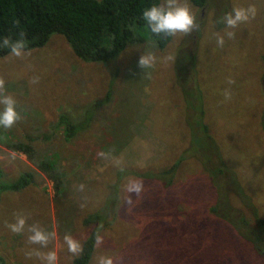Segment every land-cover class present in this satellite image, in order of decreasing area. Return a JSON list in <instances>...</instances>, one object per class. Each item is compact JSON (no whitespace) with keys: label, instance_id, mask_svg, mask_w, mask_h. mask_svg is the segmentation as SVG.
<instances>
[{"label":"rangeland","instance_id":"374dc122","mask_svg":"<svg viewBox=\"0 0 264 264\" xmlns=\"http://www.w3.org/2000/svg\"><path fill=\"white\" fill-rule=\"evenodd\" d=\"M249 5L256 6L255 18L229 29L234 38L225 37L219 47V18ZM192 10L199 30L177 34L163 50L142 32L144 39L118 58L84 62L63 37L52 35L44 47L25 50L20 58L0 57L5 91L17 100L22 117L12 128L0 127V141L36 138L31 145L65 174L56 198L52 182L0 142L6 179L34 173L25 190L0 198V264H47L36 252L51 250L57 264H69L75 255L68 252L65 234L80 243L85 239L91 228L83 220L102 206L119 169L163 171L181 155L167 187L150 175L124 173L117 216L99 232L104 244L94 248L90 264L102 255L113 264H264V245L254 251L228 220L218 218L220 211L211 212L227 207L224 212L237 221L249 217L251 204L264 220V0H207ZM144 51L157 57L145 72L138 67ZM60 115L83 126L69 142L58 125ZM220 168L224 176L214 173ZM137 184L139 193L129 191ZM18 215L26 218L19 234L7 227ZM33 225L52 234L47 247L29 243Z\"/></svg>","mask_w":264,"mask_h":264},{"label":"trees","instance_id":"16d2710c","mask_svg":"<svg viewBox=\"0 0 264 264\" xmlns=\"http://www.w3.org/2000/svg\"><path fill=\"white\" fill-rule=\"evenodd\" d=\"M189 1L195 8H203L207 2V0ZM159 3L161 0H0V45L3 44V38L10 37L15 40L23 33L28 42L25 50L37 49L44 47L50 36L59 35L70 45L71 51L79 60L106 62L118 58L129 44L142 41L144 36L141 34L145 32L147 39H150L158 50H163L173 37H156L141 18L145 8ZM9 53L8 49L0 48V57ZM199 118L203 120L201 114H198L197 120ZM66 120V115H60L58 125L63 126L61 128L64 140L69 142L82 131L83 126ZM198 129L207 135V141L211 140L207 126L199 124ZM26 139L28 142H14L5 136L0 142L8 150L24 155L52 182L55 197H60L63 192L64 172L56 161L39 153L31 145L30 142L36 138L26 137ZM211 142L216 145L215 141L208 143L211 144ZM199 144L202 149L203 143L199 142ZM181 156L176 163L163 171L119 169L102 206L85 216L83 224L89 226L91 230L81 242L83 244L82 254L73 257L69 264H90L96 247L93 234L97 231L99 233L110 223L111 219L114 221L116 218L120 202L119 182L126 171L139 178L150 175V180L160 182L167 187L171 184L176 167L182 160L183 156ZM214 173L219 176L223 175L221 168ZM33 181L34 173L31 170L23 172L16 179L8 180L3 169L0 168V198L6 192L16 193L25 190ZM231 184H235V181L231 180ZM215 190L219 201L224 202L220 198L223 190L216 185ZM224 191L225 194L228 192V190ZM226 208L221 210V208L213 207L211 212L218 214L220 211V215L218 214L220 220H228L234 231L254 251L261 250L264 245V232L259 230L264 228V220L259 216V211L250 204V207H243L247 209L249 217L240 215L239 219L234 221L230 219L227 212H224ZM253 230H258L261 234L256 235V238L252 240L246 239V236Z\"/></svg>","mask_w":264,"mask_h":264},{"label":"clouds","instance_id":"9594fccd","mask_svg":"<svg viewBox=\"0 0 264 264\" xmlns=\"http://www.w3.org/2000/svg\"><path fill=\"white\" fill-rule=\"evenodd\" d=\"M257 13L255 5H249L248 7H233L231 11L225 12L217 21L219 24L224 25V34L219 32L214 33L216 44L219 47H223L225 44V37L232 39L235 36V30L242 23L248 22L250 19H254ZM141 18L145 21L146 25L150 29L151 33L156 37H175L177 34L189 35L195 31H198L200 24L197 20V14L192 10V5L189 0H163L162 3L153 4L147 7L142 12ZM3 44L0 48H6L10 51L13 57L20 58L25 54L27 47V40L24 38L23 33L20 34V38L13 40L10 37L3 38ZM169 61H174L175 57L169 55L167 57ZM157 57L153 52L144 51L138 61V67L142 68L144 72L155 66ZM32 83L38 82V77L34 78ZM229 83H234L231 79ZM231 93L225 92V99H230ZM0 105H3L0 110V127L12 128L22 117L17 110L18 102L11 95L5 91V80L0 77ZM141 188L140 184L134 185L129 191H135L139 193ZM16 222L8 224L7 227L13 233H23L26 225V218L22 215L15 217ZM32 234L28 236V241L31 244H39L42 247H47L51 233L41 230L35 225L30 226L28 229ZM94 243L96 246L104 244V239L97 232L94 234ZM54 238V237H53ZM64 242L67 244L68 252L75 256L82 254L83 244L74 240L71 234H65ZM28 257L30 253L26 254ZM37 257L41 260L47 261V264H57V254L54 250L46 253L36 252ZM98 264H113V258L111 256H100L98 258Z\"/></svg>","mask_w":264,"mask_h":264}]
</instances>
